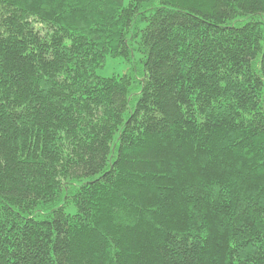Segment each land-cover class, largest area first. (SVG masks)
<instances>
[{
	"label": "trees",
	"instance_id": "obj_1",
	"mask_svg": "<svg viewBox=\"0 0 264 264\" xmlns=\"http://www.w3.org/2000/svg\"><path fill=\"white\" fill-rule=\"evenodd\" d=\"M0 264H264V0H0Z\"/></svg>",
	"mask_w": 264,
	"mask_h": 264
},
{
	"label": "rangeland",
	"instance_id": "obj_2",
	"mask_svg": "<svg viewBox=\"0 0 264 264\" xmlns=\"http://www.w3.org/2000/svg\"><path fill=\"white\" fill-rule=\"evenodd\" d=\"M129 69V66L127 63H124L120 59H109L106 62V66L103 69L99 70V74L102 77H111L114 75H123L127 70Z\"/></svg>",
	"mask_w": 264,
	"mask_h": 264
}]
</instances>
